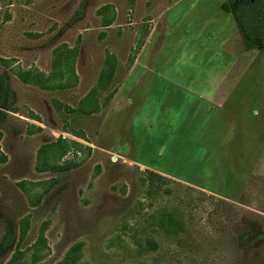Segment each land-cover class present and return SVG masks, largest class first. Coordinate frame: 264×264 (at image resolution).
I'll use <instances>...</instances> for the list:
<instances>
[{
	"label": "rangeland",
	"instance_id": "rangeland-1",
	"mask_svg": "<svg viewBox=\"0 0 264 264\" xmlns=\"http://www.w3.org/2000/svg\"><path fill=\"white\" fill-rule=\"evenodd\" d=\"M224 2L0 0V241L15 232L0 264H58L75 244L77 264H264V50ZM62 45L70 70L36 84Z\"/></svg>",
	"mask_w": 264,
	"mask_h": 264
},
{
	"label": "trees",
	"instance_id": "trees-1",
	"mask_svg": "<svg viewBox=\"0 0 264 264\" xmlns=\"http://www.w3.org/2000/svg\"><path fill=\"white\" fill-rule=\"evenodd\" d=\"M221 9L223 12L230 14L236 25L237 30L242 36V43L246 50H253L255 48H261L264 50V0H225L222 4ZM108 24H106L107 26ZM75 52L73 49H69L65 45L57 47L53 52L52 59V73L44 77L42 74H35L33 76L36 84L47 87L49 79L59 77L63 71H68L71 68L72 62L74 61ZM116 69V63L112 55H108L104 61L103 68L100 71L97 85L93 88L89 95L88 100L90 108L87 110L82 106L80 109L85 113L96 112L98 106L99 94L105 92L110 86L114 79ZM24 82L29 81L28 74H24L21 78ZM12 92L9 86L8 77L6 74H0V124L5 120L6 112L11 110L12 104ZM59 108L61 104L57 103ZM87 107V105H86ZM66 110H70L68 106H65ZM166 220L162 223L170 224L173 218L170 214L164 217ZM27 221L22 222L20 239H22L27 231ZM43 232H40L34 248L39 247L43 244ZM15 232L10 224H5L4 234L0 241V258L3 256L8 249H10L14 243ZM263 235L254 237L251 240H247L245 234L240 236L243 244L249 248L256 246L261 241ZM148 243H153L148 241ZM81 252V244H75L67 252L64 259L58 264H77ZM22 252L16 251L6 264H19Z\"/></svg>",
	"mask_w": 264,
	"mask_h": 264
},
{
	"label": "crops",
	"instance_id": "crops-1",
	"mask_svg": "<svg viewBox=\"0 0 264 264\" xmlns=\"http://www.w3.org/2000/svg\"><path fill=\"white\" fill-rule=\"evenodd\" d=\"M223 12V11H222ZM225 13V12H224ZM225 14H227V13H225ZM226 40L224 39V41H223V43L225 42Z\"/></svg>",
	"mask_w": 264,
	"mask_h": 264
}]
</instances>
